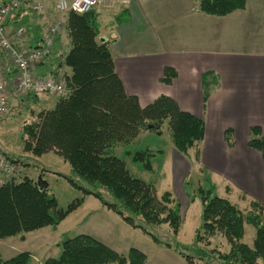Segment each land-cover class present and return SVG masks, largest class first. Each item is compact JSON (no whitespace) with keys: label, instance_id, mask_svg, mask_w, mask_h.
<instances>
[{"label":"trees","instance_id":"trees-1","mask_svg":"<svg viewBox=\"0 0 264 264\" xmlns=\"http://www.w3.org/2000/svg\"><path fill=\"white\" fill-rule=\"evenodd\" d=\"M246 4L247 0H200L198 7L205 14L222 17L244 10ZM65 28L71 49L55 56V66H51L50 72L65 78L70 94L59 98L53 110L41 113L38 123L23 129L29 139L26 151L35 157L50 152L62 157L71 167L70 174H54L67 180L84 197L96 198L126 224L140 230L156 244L176 252L188 264H264V207L254 201L253 210L244 213L229 199L217 195V187L210 177L204 178L203 185L191 194L185 192L191 204L197 199L201 202V225L192 245L177 242L183 224L179 202L171 192L158 197L154 184L133 177L124 158L117 157L115 151L124 146L123 157L131 158L144 171L153 172V161L163 151H132L129 149L132 142L144 131L160 134L167 122L174 149L188 156L205 138L204 120L182 111L167 96L142 107L137 97L125 93L108 44L99 38L95 10L82 15L69 13ZM51 56L53 50L49 59ZM176 76L173 69L166 68L161 82L169 85ZM34 98L37 101L38 98ZM225 139L230 147L234 146L232 130H226ZM248 147L259 152L264 161V136L260 127L250 129ZM4 155L17 165L22 163L20 158ZM186 185L184 182V191ZM108 195L115 201H109ZM84 197L63 210L49 193V186L41 189L37 181L27 177L20 182L13 180L0 187V240L47 227L55 229L83 205ZM246 224L256 229L252 246L242 243ZM164 225L174 236L170 241L160 239L149 230ZM218 235L227 241L229 251L209 248L210 240ZM58 246L62 250L60 257L47 259L43 264L147 262V256L137 249L132 248L124 256L88 235L64 236ZM0 264H33V261L29 252H23L8 260L0 257Z\"/></svg>","mask_w":264,"mask_h":264},{"label":"crops","instance_id":"crops-1","mask_svg":"<svg viewBox=\"0 0 264 264\" xmlns=\"http://www.w3.org/2000/svg\"><path fill=\"white\" fill-rule=\"evenodd\" d=\"M9 1L0 0V6ZM43 1L31 0L30 6L7 19L6 36L17 49L27 51L41 45L52 21L34 12L32 6L40 2L46 11L47 0ZM199 1L117 0L111 6L95 10L99 38L108 44L125 93L137 97L142 107L151 105L161 96H167L182 111L204 120V140L190 150L188 157L191 151L193 156L189 160L188 170L185 165L179 166L176 173L181 186L192 172L199 174L205 168L217 185V190L223 178L232 183V188L237 191L251 192L250 188L254 187L253 195L258 201L250 200V204L257 201L264 207V161L259 152L248 147L251 128L260 127L264 136V0H247L244 10L222 17L201 12ZM21 28L26 30L25 36L17 38L16 32ZM70 49L68 34L60 33L55 40L53 56L39 65L35 73H49L51 66H55V56L66 54ZM0 55L5 77L12 86L16 73L11 57L1 49ZM166 68L173 69L177 74L169 85L161 82ZM66 71L70 73L69 69ZM12 93L10 90V105L14 110L30 98L17 97ZM47 100L39 98L35 104L40 105ZM49 106L47 111L53 110L56 103ZM228 129L233 131V147L225 139ZM149 132L144 131L139 136ZM124 150L122 146L115 153L123 156ZM174 151L171 145L168 153L163 151L160 155L164 161L163 173L172 170L175 163H182V156ZM50 155L62 159L60 161L66 168L68 163L54 152L29 157L39 161ZM228 190L231 192L232 189ZM88 198L85 197L79 209L86 205ZM92 206L94 209L87 213L81 224L97 222L102 228L100 234H88L112 250L126 256L132 248L137 249L147 256L146 264H188L176 252L156 244L143 232L126 224L100 202H94ZM56 229L25 234L24 240L29 234L42 238L50 236L57 232ZM116 239L120 248L114 246ZM11 246L6 245L7 248ZM45 248H48L47 245ZM25 252H29L34 260L38 258L37 252Z\"/></svg>","mask_w":264,"mask_h":264},{"label":"rangeland","instance_id":"rangeland-1","mask_svg":"<svg viewBox=\"0 0 264 264\" xmlns=\"http://www.w3.org/2000/svg\"><path fill=\"white\" fill-rule=\"evenodd\" d=\"M40 2L44 3L43 0H40ZM58 2L59 0H47L45 2L46 11L42 16L51 18L52 23L50 25H53L57 21H62L63 25L60 33L68 34L65 28L68 14L61 13L58 10ZM37 98H46L48 100L45 102L46 104L41 103L40 105H37L35 103H37L38 99L37 101H35L34 96H30V98L26 99L25 102L17 107L16 110H14L13 106L10 105V114L4 117L2 121H0V151L10 156L20 158V160L22 161V163L20 162L19 165H17L18 172L15 177L16 182H20L26 177L38 182L39 177L42 176L41 174L42 172H44V176L42 177V179L48 182L49 193L56 198L59 208L65 210L68 205L71 204L74 200L84 197L83 193L72 187L67 180L53 173L56 172L69 175V170L71 168L70 165L66 164V169L63 165V161H60L62 159H57L54 156L52 157V155L45 159L43 158L42 160L36 161L35 159H33V157H29L32 156V153L27 152L25 149V144L29 139L24 135L23 129L33 123H38L39 115L43 112H46L50 108L49 104L51 105L54 102L57 104L59 100V98L56 96H43ZM17 105L19 104L17 103ZM14 108H16L15 105ZM171 145L173 146V143L168 124L166 122L161 127L160 135L154 132H149L147 133V135H141L132 142V144L129 146V149L132 151H140L145 149L155 151L161 150L168 153ZM174 153H176V151H174ZM192 156L193 151H191L189 157H184V155L180 154L182 163L178 165L175 163L172 166V170L164 173V161L162 160V157L160 155H157V157L153 161V172L144 171L140 167V165L135 164L131 160V158H125L120 154H118L117 156L121 159L124 158V160L126 161V166L133 177L146 183H153L156 188L158 197H161L165 192H171L173 197L175 198L174 200H177L179 202L182 207L183 224L180 228L176 240L178 243L185 246H190L193 244L195 232L201 225L202 213V205L200 200L197 199L194 203L191 204L189 202L187 194H191L199 187L200 184L203 185L202 182L204 178L210 177L208 170L205 168L202 170V173L199 174L192 172L191 175L188 176L185 180V182H187V185L186 191H184L183 186H181V181H178L176 178V173L179 171V166L185 165L186 171L188 170L189 160ZM232 186V183H229L226 178H223L222 183L220 182L218 184L219 188L218 190H216L217 195L222 198H230L229 200L234 204L236 203V205L244 213H250V211H252L254 208L251 207L250 202L252 200L258 201L256 196L253 195V193H255V188L251 187V192L242 189V191H237L235 188H232ZM230 188L232 189L230 190L231 192H229L228 190ZM107 197L109 201H115L111 196L108 195ZM94 202L99 203L96 198L90 196L88 198V202L83 208H78L79 210L77 209V212H73L64 221H62L60 227L59 225L56 227L57 229L55 231L57 232L55 234L45 236L44 238L40 236L36 237V234H29L27 236V239L22 242L19 241L17 237H20L22 239V236L24 237L25 234L17 236L15 238L11 237L9 240H0V253L2 255L0 257L4 259H11L14 256L18 255L20 252L34 251L38 253V258L35 260L32 258L33 264H43L44 261H39L46 257H48L47 259H58L61 255L62 250L61 247H59L55 242H58L59 240L61 241L64 237L63 235L66 234L68 238H74L79 235L90 236L91 233L100 234L99 231L102 228L98 226L97 222L91 221L86 225L81 224L82 221H84L87 213H90L89 211H92V209H94L92 206ZM43 229L49 230L52 228L47 227ZM149 230L160 239L166 241H170L172 238H174L172 231L167 225L154 226L149 228ZM117 234L118 237H121L118 232ZM255 235L256 229L252 225L246 224V233L242 240V243L252 246ZM45 239L47 240L48 244H46ZM10 244H12L13 247L11 246L10 248H7L6 245ZM46 245L48 248H45ZM114 246L119 247L117 239ZM209 248H217L223 252H227L229 251L230 246L223 237L218 235L210 240Z\"/></svg>","mask_w":264,"mask_h":264},{"label":"built area","instance_id":"built-area-1","mask_svg":"<svg viewBox=\"0 0 264 264\" xmlns=\"http://www.w3.org/2000/svg\"><path fill=\"white\" fill-rule=\"evenodd\" d=\"M116 2L117 0H59L57 8L64 14L82 15L102 6H111ZM30 3L31 0H10L0 6V49L10 55L11 63L16 70L12 86H10L5 77L4 64L0 55V119L10 114V90L13 91V95L18 97L56 96L67 98L70 94L63 76L51 72L44 75L35 73L39 64L49 59L56 36L62 30V21L50 25L42 38V44L27 51L17 49L6 36L7 19L26 6H30ZM32 9L40 15L45 13V7L40 2H36ZM25 33L26 30L21 28L16 32V37L23 38ZM17 172V164L0 151V187L15 180Z\"/></svg>","mask_w":264,"mask_h":264},{"label":"water","instance_id":"water-1","mask_svg":"<svg viewBox=\"0 0 264 264\" xmlns=\"http://www.w3.org/2000/svg\"><path fill=\"white\" fill-rule=\"evenodd\" d=\"M37 184L41 189L48 187V183L42 179V176L39 177Z\"/></svg>","mask_w":264,"mask_h":264}]
</instances>
